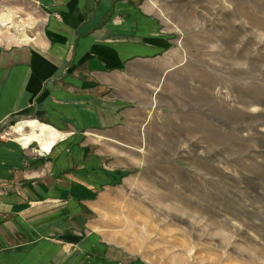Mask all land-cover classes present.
<instances>
[{
	"label": "crops",
	"instance_id": "crops-1",
	"mask_svg": "<svg viewBox=\"0 0 264 264\" xmlns=\"http://www.w3.org/2000/svg\"><path fill=\"white\" fill-rule=\"evenodd\" d=\"M0 2L41 27L32 45L17 34L0 47V127L30 117L60 134L43 152L0 143V264H149L123 242L115 193L148 154L146 111L170 70L153 11L144 0Z\"/></svg>",
	"mask_w": 264,
	"mask_h": 264
},
{
	"label": "rangeland",
	"instance_id": "rangeland-1",
	"mask_svg": "<svg viewBox=\"0 0 264 264\" xmlns=\"http://www.w3.org/2000/svg\"><path fill=\"white\" fill-rule=\"evenodd\" d=\"M144 2L170 70L146 111L148 154L115 193L123 242L149 264H264V0ZM37 25L0 2V47L32 45ZM32 119L2 124L0 143L22 147L14 128Z\"/></svg>",
	"mask_w": 264,
	"mask_h": 264
},
{
	"label": "bare ground",
	"instance_id": "bare-ground-1",
	"mask_svg": "<svg viewBox=\"0 0 264 264\" xmlns=\"http://www.w3.org/2000/svg\"><path fill=\"white\" fill-rule=\"evenodd\" d=\"M23 128L28 129V132L24 134ZM14 130L19 131L21 135V138L17 140L20 145L25 147L36 145L37 149L42 152L49 151L60 136L54 129L34 120H28L17 124Z\"/></svg>",
	"mask_w": 264,
	"mask_h": 264
}]
</instances>
